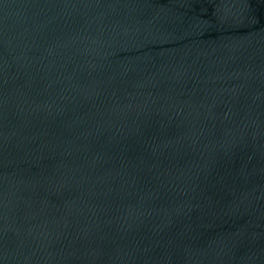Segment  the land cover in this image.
I'll return each instance as SVG.
<instances>
[{
	"label": "water",
	"instance_id": "water-1",
	"mask_svg": "<svg viewBox=\"0 0 264 264\" xmlns=\"http://www.w3.org/2000/svg\"><path fill=\"white\" fill-rule=\"evenodd\" d=\"M0 264H264V0H0Z\"/></svg>",
	"mask_w": 264,
	"mask_h": 264
}]
</instances>
